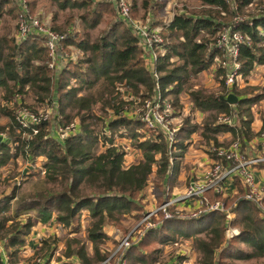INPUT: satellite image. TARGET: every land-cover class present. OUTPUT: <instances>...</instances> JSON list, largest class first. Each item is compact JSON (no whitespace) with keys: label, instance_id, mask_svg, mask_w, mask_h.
<instances>
[{"label":"trees","instance_id":"trees-1","mask_svg":"<svg viewBox=\"0 0 264 264\" xmlns=\"http://www.w3.org/2000/svg\"><path fill=\"white\" fill-rule=\"evenodd\" d=\"M56 1L59 7L69 5L81 10L76 15L81 23L77 30H71L74 24L71 16L66 17L62 26H50L65 33L60 41L62 45L71 44L81 51L76 58H67L60 66L50 67L51 56L40 35L31 32L20 41L14 40L13 35H0V116L6 118L0 123V133L8 138L0 140V165L18 154L31 161L36 156L44 158L41 161L42 188L23 195L15 193L13 185L8 192L0 194V241L9 260L15 264L21 259L31 264L28 262L31 257L53 252L56 238L47 234L40 238L30 256H18L30 228L50 215L71 233L64 239L62 255L65 259L61 264H74L71 258L76 264H97L109 254L100 247L107 237L104 224L116 222L125 215L139 220L146 212L149 201L140 192L149 175L155 177L151 188L155 205L169 195L179 181V163L191 133L197 132L205 143H216L219 131H229L231 136L237 132L240 137L250 138L257 132L249 126L250 106L264 98V84L257 91L237 89L235 82L227 88L223 82L225 66L216 64L214 73L222 75L216 92L204 91L201 87L186 90L192 106L208 113L199 122L187 114L183 116L168 146L160 131L120 114L125 103L131 102L123 100L120 86L128 90V96L133 94L142 99L151 94L157 82L161 94L171 99V115H178L181 86L188 83L190 74L207 68L214 56L220 54L211 34L252 0H199L205 7L196 12L175 11L167 20H154V24L161 26L162 35L161 52L155 47L157 79L146 68L143 48L124 21L116 16L110 0H72L70 4L69 0ZM14 2L0 0V15L13 9L16 15ZM35 2L28 0L31 9ZM157 3L161 0H142L144 11L150 6L153 8L151 16ZM135 6L136 0H130L131 13ZM104 12L111 17L91 38L88 29ZM234 28L247 36L238 44L235 58L239 63V76L245 80L253 66L264 64V11L237 21ZM203 32L207 36L200 34ZM25 92L32 94L35 103L45 102L44 105L52 109L48 120L26 126L18 124L14 119L15 108L32 107L22 101ZM228 93L237 97L234 103L226 99ZM14 96H19V101L15 100L14 107H10L6 102ZM93 105L101 110L111 109L110 117L103 120L93 114ZM220 114L233 116L235 123L218 121ZM73 116L81 126L78 133L73 131L60 138L51 134L53 127L64 128ZM95 117L101 120L96 132L87 128L89 123L85 122ZM117 135L130 138L140 152L127 165L123 164L125 150L115 142ZM97 140L102 147L92 152ZM259 165L264 166V162ZM235 182L237 191L230 196H221L210 189L206 191L209 200L221 199L230 207L233 214L229 220H225L220 210H207L186 218H164L157 211L156 216L150 215V220L158 223L146 227L141 237L125 249L126 264H162L158 258L163 245L188 237L198 255V264H233L234 260L262 255L264 216L255 203L242 196L243 187L237 179ZM82 208L87 210L84 239L90 243L89 251L85 250L84 240L75 234ZM225 223L236 227L237 232L226 237ZM113 242L116 244L117 239ZM183 257L177 255L176 260L167 264H179ZM46 263L44 260L43 264Z\"/></svg>","mask_w":264,"mask_h":264},{"label":"built area","instance_id":"built-area-1","mask_svg":"<svg viewBox=\"0 0 264 264\" xmlns=\"http://www.w3.org/2000/svg\"><path fill=\"white\" fill-rule=\"evenodd\" d=\"M15 1L17 5L15 17L17 20L15 22L16 30L12 34L14 40L20 41L31 32L40 35L43 38V46L46 47L47 52L51 56L48 61V66L50 67L60 66L65 59H74L81 54L77 47L71 44H61L60 41L65 34L64 32L59 33L51 29L45 19L41 20L37 15L30 13L28 0ZM110 1H112L116 16L124 21L143 48L144 59H146L145 66L151 76L157 79L158 74L154 67V60L156 56L155 47L161 52V26L150 22L151 14L149 12H145L143 17L132 15L129 9V0ZM246 17L234 15L228 23H223L219 27L213 37V42L220 51L218 56H214L213 62L225 66L223 82L227 88H230L236 77L240 75L238 71L239 63L235 58L238 44L247 37L246 34L235 29L234 24ZM68 29L66 28V30ZM71 30L77 29L71 28ZM203 33L205 34V32ZM128 98L133 102L137 101L136 103L142 108H136L127 114L120 112V114L140 120L145 126L160 131L165 136L168 146H170L177 126L173 128L169 125L173 118V115H171V99L161 94L158 83L156 82L153 85L152 92L148 97L140 99L138 96L130 94ZM18 99L19 96H14L13 100L6 102V104L12 107L15 104V100L17 101ZM124 109H127V107H124ZM46 117L45 112H37L25 105L18 106L14 112V119L22 126H26L29 123L36 124L46 119ZM217 119L218 121L233 124L234 117L220 114ZM0 136L3 137L2 134ZM205 151L207 162L200 174L196 178H189L182 190L175 189V187L173 190L176 191L173 192L171 190L169 195L159 204H154L152 208L148 207L143 216L134 225V232H137V235L133 234L132 230H128L117 238L113 236L114 239H117L114 249L97 264H125L123 256L125 249L138 240L146 227L158 223L157 220H150V215L156 216L157 211H160L164 218L173 216L186 218L197 216L207 210H220L224 212L225 220H229L233 214L230 207L225 206L221 199L209 200L206 191L210 189L221 196H228L236 192L235 179L243 187L242 196L255 203L259 207L261 215L264 216L263 194L257 187L254 176L257 165L260 162H264V121L257 129V132L250 138L240 137L235 132L226 143L209 141L205 145ZM123 164H125L124 159ZM149 194L152 199L151 192ZM236 232V227L225 223L224 234L226 237ZM39 258L35 257V261L32 264H41L43 260L41 261ZM0 264H15L9 260L1 241ZM23 264H26V262H23Z\"/></svg>","mask_w":264,"mask_h":264},{"label":"rangeland","instance_id":"rangeland-1","mask_svg":"<svg viewBox=\"0 0 264 264\" xmlns=\"http://www.w3.org/2000/svg\"><path fill=\"white\" fill-rule=\"evenodd\" d=\"M95 1V0H94ZM150 2V0H147ZM158 1V0H157ZM14 2V0H13ZM72 2V0H69V4ZM15 3V2H14ZM112 3V1H111ZM113 5V4H112ZM130 5V0H129ZM6 4L4 5V7ZM205 7V5H201L199 0H161V3H157V6L154 7V11L151 16L150 22L154 24V20L157 21H164L167 20L171 14L175 11H184L186 13H192L196 12L199 8ZM207 7V6H206ZM260 7V8H259ZM29 9H31L29 7ZM130 9V8H129ZM153 9L151 6L149 9H146L144 11V6L142 5V0H136V6L133 10V13H130L134 16L143 17L144 12H149ZM260 10L264 11V0H252L250 3L246 4L242 8V11H240L237 15L240 17L250 16L253 13L259 12ZM81 11V10H80ZM79 10L75 8H70L68 6L59 7L58 2L56 0H36L35 5L32 7L30 13L37 15L41 20L45 19L47 21V24L49 26H55L60 25L62 26L65 23V19L67 16L74 17V24L72 25V29H77L79 25H81L80 21L77 19L76 15ZM151 14V13H150ZM110 15L106 12L101 13L98 21L96 24L88 29L89 36L95 37L107 24L106 22L110 19ZM73 19V18H72ZM17 18L15 17V10H11L9 12H3L2 15H0V35H12L14 31L16 30V22ZM202 36H207L205 33H200ZM200 34H197L196 37H199ZM216 35V31L211 34V38H213ZM71 50H74L70 48ZM216 64L213 62L211 65H209L207 68L192 73L189 75L188 83H185V85L181 86V91L178 94L179 102L181 103V107L179 108L178 115H174L171 123L169 125L171 127H175L179 125L181 119L186 114L188 116H193L197 119L199 122L200 119H202V116H205L208 111H199L198 109L194 108L192 106V102L189 99V95L186 92V90L195 89V88H202L204 91H211L216 92L219 89V79L222 78V75H216L214 73V68ZM236 87L237 89H245V90H259L260 86L264 84V64L261 65H255L251 69L250 73L246 76V79L244 80V77H236L235 79ZM254 88H253V87ZM252 87V88H251ZM189 88V89H188ZM119 90H121V97L124 101L130 100L128 98V90L126 88H123L120 86ZM133 95V94H132ZM23 103L29 104L32 107H30L33 110H36L37 112H45L48 120L49 117L52 114V109L48 106H45V102L41 103H35L34 97H32V94L30 92H25L21 96ZM169 98V97H168ZM18 101V100H17ZM16 101V102H17ZM137 102V101H136ZM136 102L128 101L125 103L127 109H124L122 111L123 113H128L136 108H142V106H139ZM34 104V105H32ZM24 105V104H23ZM14 107V106H12ZM18 106L15 108L17 109ZM251 110V121L250 126L253 129H257L258 122L262 121L264 118V98L260 99L258 102L254 103L250 106ZM198 111V112H197ZM93 114L100 115L103 120H106V118L110 117L111 109L107 110H101L97 109L95 105H93ZM192 117V118H193ZM51 119V118H50ZM195 120V119H193ZM6 121V118L4 116H0V123H3ZM53 121V120H52ZM100 119L99 118H91L90 120H85V122L89 123V126L87 128H90L94 130L95 132L98 131L99 125H100ZM235 122V119H234ZM66 127L60 128V127H53L51 129V134L56 135L57 137H63L67 134L74 132H79L81 130V126H78V119L76 116H73L68 122H66ZM54 125V123L52 124ZM106 133L108 134L109 131L106 130ZM113 134H116L114 132ZM198 133L195 132L193 135H190L192 138V141L190 140V146L186 147L182 158L180 159V162L182 163L179 166L178 170V177L180 178L179 181H177L173 187H176L175 189H183L182 187L186 186L187 181L189 178H196L195 172L192 170L191 161L193 160L194 156L192 154H197L198 148H202L200 144L203 142L202 139H200L197 135ZM230 136L218 138V141L226 143L230 140ZM115 142L121 144L123 149L125 150V154L123 156V159L125 160V164L127 165L130 162H132L134 159H136L139 156V150L137 148H134L132 145V140L126 136H115ZM102 145L100 144V141L97 140L92 147V152L98 151ZM205 147V146H204ZM193 148V150H191ZM195 149V150H194ZM188 150H191L188 151ZM197 151V152H195ZM186 155V157H184ZM44 158L41 156H36L34 160H29L28 158L23 157L22 155L18 154L14 158L10 159L6 163L0 165V194H4L8 192L11 188V186H15L14 190L15 193L18 194H29L39 188H42L44 184L42 183V166L41 161ZM201 170V169H200ZM155 177L151 174L148 177L146 186L140 194L148 200L147 207L152 208L155 204L154 201L150 198V192H152L151 188L154 183ZM173 190V189H172ZM180 190V191H181ZM176 190H173L175 192ZM147 197V198H146ZM33 211H30L32 213ZM87 210L85 208L81 209V213L78 216V224L79 229L75 232L78 236L84 240L85 250H90V243L84 239L85 234V226L87 224V217H86ZM53 221L54 227L50 225V221ZM138 219L130 216H120L119 220L116 222H106L103 226L104 231L107 234V237L104 239L102 243H100V247L107 252H112L114 249L115 243L113 242L114 237L116 238L122 235L124 231L132 230L131 232L135 231L134 225ZM48 230H50L49 234L55 235L56 238L55 242V248L53 252L49 255L45 253L42 256H40V260L42 261L41 264L44 263V260L46 262H50L49 264H61L62 260L65 258L62 255V251L64 250V239L66 236L71 235V233H68L67 227H63L58 225L51 217V215L43 222L38 223H44L45 225H48ZM47 231V230H46ZM133 234L137 235V232H134ZM42 236H47L42 235ZM141 236H139L140 238ZM138 238V239H139ZM163 251L160 253V256L158 258V261L162 264H167L168 262L172 261L173 259L176 260L177 255H183V257L179 264H198L196 259L198 258V255L196 251L193 249L190 243V237L186 239H178L172 243H168L163 245ZM36 249V248H35ZM33 250V249H32ZM30 251L31 253L33 251ZM28 255V253H24V255H21V258H25ZM30 256V253L29 255ZM47 256V257H46ZM71 260H74L71 258ZM35 261V258H30L28 262H31V264ZM19 264H23V260H19ZM47 264V263H46ZM126 264V260H125ZM233 264H264V253L262 255H255L248 259H239L234 260Z\"/></svg>","mask_w":264,"mask_h":264},{"label":"crops","instance_id":"crops-1","mask_svg":"<svg viewBox=\"0 0 264 264\" xmlns=\"http://www.w3.org/2000/svg\"><path fill=\"white\" fill-rule=\"evenodd\" d=\"M3 14V13H2ZM1 14V15H2ZM145 60V64H146V59ZM198 112V111H197ZM193 117V116H192ZM193 119H195L197 121L196 118L193 117ZM235 119V118H234ZM234 119H233V124L235 123L234 122ZM263 121H264V118H263ZM263 121H259L258 122V125L260 126L262 124ZM250 126V124H249ZM259 126L257 127V129L259 128ZM250 128L254 131H256L257 129H253L251 126ZM195 134V132H193ZM193 133H191V135H193ZM2 134L3 137L0 136V140H4V141H7L8 138L3 134V133H0ZM198 137L200 138L199 134H197ZM226 136H230V133L229 131H219L216 133V139L218 141V138H222V137H226ZM191 137V136H190ZM201 139V138H200ZM190 140L192 141V138H189L188 140V144H187V147H189L191 144H190ZM190 144V145H189ZM206 143L205 142H202L200 144V146L202 147L201 149L198 148V152L197 154H192V156H194L193 160L190 162L192 166V170L195 172V175H198L201 170L204 168V165L206 164L207 162V154H206V151H205V146ZM193 150V148L191 149ZM191 150H188L191 152ZM195 150V149H194ZM184 157H186V155H184ZM182 163V161L179 163V166L180 164ZM201 169V170H200ZM254 176H255V179H256V183H257V187L259 188V190L262 192L263 194V197H264V166H261V165H257V169L255 170L254 172ZM178 180L180 179L179 177H177ZM239 182V181H238ZM240 183V182H239ZM175 188V187H173ZM235 189L237 191V184L235 182ZM235 193V192H234ZM233 194V193H231ZM231 194H229L228 196H230ZM147 198V197H146ZM50 225H52L54 227V224H53V221L51 220L50 221ZM49 222H48V225H45L44 223H38L36 222L29 230V232L26 234L25 236V243L21 246V249L19 251V257H22L21 255H24V253H29L31 254V250L34 251L35 248L38 247L39 245V240L40 238L42 237V235H46V234H49L50 230H48L49 228ZM51 228V227H50ZM55 228V227H54ZM47 230V231H46ZM28 255L26 257H28ZM25 257V258H26ZM23 260V259H21ZM25 261V260H23ZM74 262V264L77 263V261L74 259L72 260ZM20 263V262H17V264ZM50 263V262H49ZM47 262V264H49Z\"/></svg>","mask_w":264,"mask_h":264},{"label":"water","instance_id":"water-1","mask_svg":"<svg viewBox=\"0 0 264 264\" xmlns=\"http://www.w3.org/2000/svg\"><path fill=\"white\" fill-rule=\"evenodd\" d=\"M226 99L230 102V103H234L235 100L237 99V97L235 95H233L232 93H228L226 95Z\"/></svg>","mask_w":264,"mask_h":264}]
</instances>
